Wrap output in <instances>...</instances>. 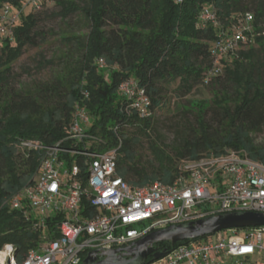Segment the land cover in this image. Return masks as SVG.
I'll list each match as a JSON object with an SVG mask.
<instances>
[{
	"label": "trees",
	"instance_id": "16d2710c",
	"mask_svg": "<svg viewBox=\"0 0 264 264\" xmlns=\"http://www.w3.org/2000/svg\"><path fill=\"white\" fill-rule=\"evenodd\" d=\"M23 1L0 0V9L21 6ZM48 2L58 9L62 21L81 16L88 23V34L63 38L72 48L65 55L68 68L61 78L17 92L10 79L13 66L27 46L37 44L40 14ZM42 4V10L22 15L12 39L0 38V251L13 245L22 263L43 241L44 231L11 205L16 195L35 182L42 161L41 151L24 143L54 145L63 140L77 104L92 119L88 138L80 146L101 152L118 149L117 175L133 187L156 181L169 185L183 173L185 163L227 151L264 165V146L256 145L252 137L264 126V84L255 63L256 48L264 51V37L222 59L221 73H215L212 57L220 32L238 17L252 13L256 26L264 25V0H44ZM206 11L215 14V22L204 25ZM101 59L104 69L98 64ZM223 75L234 87L232 95L219 92L211 101L190 102L197 110L199 132L192 131L198 136L172 155L151 143L154 161L142 164L136 146L141 138L150 137L155 110L168 106L164 87L179 81L177 92L188 95L199 84L221 85ZM128 80L149 97V118L140 119L120 92ZM211 105L219 120L226 122L224 133L211 131L206 119ZM61 220L53 216L46 221L50 238L59 237ZM188 242L156 247L172 249Z\"/></svg>",
	"mask_w": 264,
	"mask_h": 264
},
{
	"label": "built area",
	"instance_id": "2783aa9c",
	"mask_svg": "<svg viewBox=\"0 0 264 264\" xmlns=\"http://www.w3.org/2000/svg\"><path fill=\"white\" fill-rule=\"evenodd\" d=\"M43 1L24 0L21 6L1 8L0 38L12 39L22 15L42 10ZM202 20L206 25L215 22L216 16L206 11ZM260 37H264V25L257 27L252 13L238 17L220 32L212 47L215 73L222 72V59ZM98 64L106 68L104 60ZM120 92L140 119L151 116L150 99L135 81L124 82ZM91 123L86 108L77 104L63 140L54 145L24 143L41 151L42 161L35 182L16 195L11 205L44 231L43 241L22 263L16 259L15 247L6 245L0 251V264H82L90 252L126 249L171 226L231 213L264 214V165L227 151L185 163L183 173L169 185L156 181L133 187L117 175L118 149L101 152L80 146L88 138ZM53 216L62 217L56 239L47 235L46 221ZM216 234V239L202 238L168 249L164 258L147 264H264V226Z\"/></svg>",
	"mask_w": 264,
	"mask_h": 264
},
{
	"label": "rangeland",
	"instance_id": "374dc122",
	"mask_svg": "<svg viewBox=\"0 0 264 264\" xmlns=\"http://www.w3.org/2000/svg\"><path fill=\"white\" fill-rule=\"evenodd\" d=\"M50 3V2H48ZM58 9L48 4V7L40 14V25L38 28L39 36L35 46H27L14 64L11 74V85L19 91H26L41 84L55 82L61 78L62 74L67 73L68 64L65 55L70 53V44L63 41V38L70 35H87L89 31L88 23L79 15L71 16L68 20L62 21L57 16ZM255 63L261 82L264 84V51L256 48ZM179 81L170 86L164 87L165 101L168 106L163 109H156L152 119L153 128L150 137H143L136 153L138 160L149 165L154 161L151 153L150 144L156 143L171 155L177 147L185 145L186 141L193 140L195 134L192 130L199 132L197 123V110L190 106L191 101H211L215 93L224 92L232 95L233 85L227 81L226 75L218 85L207 87L197 85L192 93L188 95H179L177 88ZM223 85V86H222ZM206 116L207 122L211 125L213 133H224L226 122L220 121L214 111L217 109L214 105L210 106ZM190 110V111H188ZM128 130L127 132H131ZM198 136V135H197ZM255 144L264 146V126L258 132L252 135ZM181 161L177 160V164ZM224 236H228L225 234ZM218 236L211 235L205 239H216Z\"/></svg>",
	"mask_w": 264,
	"mask_h": 264
},
{
	"label": "water",
	"instance_id": "95a60500",
	"mask_svg": "<svg viewBox=\"0 0 264 264\" xmlns=\"http://www.w3.org/2000/svg\"><path fill=\"white\" fill-rule=\"evenodd\" d=\"M264 226L262 213H231L209 217L197 222L171 226L150 233L126 249L105 252H90L82 264H147L164 258L170 251H158L156 245L169 242L176 244L193 241L230 229H245ZM151 257L150 261H147Z\"/></svg>",
	"mask_w": 264,
	"mask_h": 264
},
{
	"label": "flooded vegetation",
	"instance_id": "af4514ba",
	"mask_svg": "<svg viewBox=\"0 0 264 264\" xmlns=\"http://www.w3.org/2000/svg\"><path fill=\"white\" fill-rule=\"evenodd\" d=\"M157 249H159V247H156Z\"/></svg>",
	"mask_w": 264,
	"mask_h": 264
}]
</instances>
